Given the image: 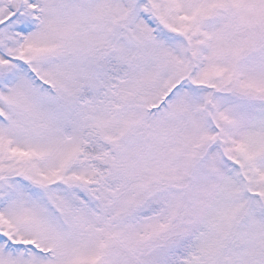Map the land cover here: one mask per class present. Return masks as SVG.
<instances>
[{"label":"snow or ice","instance_id":"1","mask_svg":"<svg viewBox=\"0 0 264 264\" xmlns=\"http://www.w3.org/2000/svg\"><path fill=\"white\" fill-rule=\"evenodd\" d=\"M0 264H264V0H0Z\"/></svg>","mask_w":264,"mask_h":264}]
</instances>
